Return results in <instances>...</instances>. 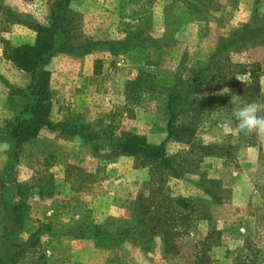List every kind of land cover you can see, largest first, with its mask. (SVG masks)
Segmentation results:
<instances>
[{
  "label": "rangeland",
  "instance_id": "1",
  "mask_svg": "<svg viewBox=\"0 0 264 264\" xmlns=\"http://www.w3.org/2000/svg\"><path fill=\"white\" fill-rule=\"evenodd\" d=\"M57 1L0 0V262L17 264L18 245L41 264H195L200 250L206 264H238L247 245L264 254V132L241 133L230 104L235 94L264 106V0H61L60 22ZM29 43L48 47L42 109L51 126L68 125L18 144L9 124L28 112L36 72L6 46ZM212 58L229 81L195 88ZM255 62L263 70L247 79ZM58 100L70 105L62 120ZM136 139L165 144L168 162L126 152ZM44 176L51 197L39 194Z\"/></svg>",
  "mask_w": 264,
  "mask_h": 264
},
{
  "label": "trees",
  "instance_id": "2",
  "mask_svg": "<svg viewBox=\"0 0 264 264\" xmlns=\"http://www.w3.org/2000/svg\"><path fill=\"white\" fill-rule=\"evenodd\" d=\"M63 2L61 0H58L56 2V7H53V11L55 12V16L57 17V21L60 22L61 17L64 14L63 8H62ZM61 24V23H59ZM244 35L242 33H236L234 34L233 41L226 42L223 48L224 51H228L230 48L233 47V45L237 44L238 40L241 39ZM48 45H51V43L48 42ZM6 49L10 52L9 57L12 60V62L21 69H26L29 71L36 72V76L32 79V83L30 85L29 91L30 93L26 95L28 98V112L17 117V119L14 120V123H11V133L15 139H17L18 144L23 143L25 141H28L34 137H36L39 130L44 127L48 126L51 129L55 130L58 128L65 127L68 125V121L60 122L58 125L51 126V122L48 119L49 116V106H47L45 109H42V105L45 102V95L48 92L49 87V76L50 73L47 71H41L40 65L42 61H44L46 58H48V47L39 45L36 43L33 44H24L19 46H13L11 44H7ZM251 67V68H250ZM250 70L246 69V71L249 73V78H258L259 74L262 72L263 67L260 63L255 62L249 65ZM205 69L207 70H216L214 73H211L210 75L205 74V77L203 78L202 74L204 73ZM38 70L40 74H38ZM38 74V75H37ZM238 75L245 76L244 70H240L238 72ZM228 73L222 72L221 70L217 69V61H215V58H212V62H210L206 67L200 69L199 71H196L193 73L192 78L190 79L192 81V84L195 88L203 89L206 88L208 90L218 91L222 87L225 86V84L229 81L227 80ZM200 78V80H199ZM232 80H235L234 77ZM47 114V116H46ZM42 115V116H41ZM43 117V118H42ZM169 127V133L170 136H176L178 139L180 138L179 133H173V125L170 121L168 124ZM121 145V144H120ZM122 147L126 150V152H129L133 149L142 151L146 153L148 156H155L160 157L164 159L166 162H168V159L166 158V151H165V144H161L160 146L153 147L151 145H148L141 139L136 140H129L125 144L122 145ZM206 149V151L212 149L203 147ZM133 153V152H130ZM52 159V157H50ZM84 179H82L79 189L82 190L85 187H87V184L84 183L85 181H89V175H86ZM44 180H48V176L42 177ZM41 180V178H40ZM50 184L51 186L48 187ZM39 194L40 196H47L51 197L54 195V183L51 180H48V183L46 184H40L39 183ZM19 194L21 192L19 191ZM211 236H207L205 238L204 244H207L209 242V238ZM211 243H208L207 246L210 247ZM26 245H18L17 250L13 253V256L15 257V260L17 264H41L39 262H28L29 259L33 260L32 255L35 254V251L32 248H27ZM197 249V246H196ZM27 254L31 255L30 257L26 256ZM201 253H197L195 255V264H206V257L205 253L206 251L200 250ZM27 257V258H26ZM240 262L238 264H264V254L256 249L254 246L247 245L246 247H243L240 249ZM31 260V261H32ZM0 264H4V262L1 260Z\"/></svg>",
  "mask_w": 264,
  "mask_h": 264
},
{
  "label": "clouds",
  "instance_id": "3",
  "mask_svg": "<svg viewBox=\"0 0 264 264\" xmlns=\"http://www.w3.org/2000/svg\"><path fill=\"white\" fill-rule=\"evenodd\" d=\"M230 104L233 105L231 117L237 123L239 131L243 134L264 132V115L261 109L264 106L256 103H241L240 95L233 94ZM231 124V120L228 121Z\"/></svg>",
  "mask_w": 264,
  "mask_h": 264
},
{
  "label": "crops",
  "instance_id": "4",
  "mask_svg": "<svg viewBox=\"0 0 264 264\" xmlns=\"http://www.w3.org/2000/svg\"><path fill=\"white\" fill-rule=\"evenodd\" d=\"M67 106H70V105H67V103H64L63 101L59 102L58 100L57 102H55L54 107H53L55 110V113L53 114V117L56 118V115H57L59 117L58 120H62L63 118H65L67 115L68 109H69ZM71 106H72V109L75 108L76 106L75 101Z\"/></svg>",
  "mask_w": 264,
  "mask_h": 264
}]
</instances>
